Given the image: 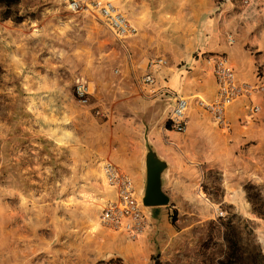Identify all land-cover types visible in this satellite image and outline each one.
<instances>
[{"label":"rangeland","instance_id":"1","mask_svg":"<svg viewBox=\"0 0 264 264\" xmlns=\"http://www.w3.org/2000/svg\"><path fill=\"white\" fill-rule=\"evenodd\" d=\"M89 1L111 2L131 25L136 7L158 24L183 15V0ZM190 1L205 5L207 18L222 12L211 0ZM214 1L226 4L216 31L232 35L244 58L238 69L228 59L237 81L256 85L264 73V0ZM185 10L193 20L194 9ZM16 13L22 23L3 19ZM125 41L63 0H20L11 11L0 4V264H104L99 259L110 255L119 256L111 264H221L229 220L264 257V92L234 102L225 125L203 108L211 98L190 100L192 134L165 141L173 149L163 179L170 202L157 221L142 203L153 123L135 103L143 90L120 64L130 62ZM125 73L131 86L122 89ZM78 77L91 87L90 106L74 95ZM189 86L210 87L192 77ZM106 161L131 178L138 221L131 213L119 215V225L102 221L106 205L117 212L120 204L102 176Z\"/></svg>","mask_w":264,"mask_h":264},{"label":"crops","instance_id":"2","mask_svg":"<svg viewBox=\"0 0 264 264\" xmlns=\"http://www.w3.org/2000/svg\"><path fill=\"white\" fill-rule=\"evenodd\" d=\"M224 6L226 4L222 6L211 0L209 7L222 8V12L214 18H207L205 5H194L190 0H183L178 6L181 11L180 14L183 15L177 16L176 19L171 17L169 20L162 17L163 21H160L162 18H159V24L154 22L151 13L144 15V12L138 7L134 8L135 10L131 14L135 34L125 41L130 54V62L120 64L124 70L134 74L136 86L143 90L142 95L136 98L138 100H135V103L140 105L142 117L149 110L145 118L153 125L146 133L147 142L149 148L165 162L172 149L168 144H165L166 139L177 140L179 138L177 135L192 134V129L188 124L186 132L183 134L165 128L169 113L174 106L171 97L166 95V90L170 88L180 93L188 99V106L190 100L197 96L211 98L212 102L217 95V85L211 60L217 55H225L236 64L237 68V65H240L237 63L239 59L241 57V60L244 59L239 53V49L235 45H229L227 39L216 31L217 25L221 23L223 18ZM187 8L194 9L193 20L189 18L190 12H186L185 9ZM164 40L165 42H163ZM117 49L114 48V50ZM182 62L186 63L184 69L178 67V64ZM152 63L154 64L151 65ZM241 63L243 62L241 61ZM151 72L156 79V84L153 86L145 85L143 77ZM125 74L126 76L121 75L122 78H125L120 86L122 89L131 86L128 82L127 73ZM190 77L193 78L194 83H199L200 86L204 80H209L208 92L203 91L200 87L192 89L189 86ZM153 104L156 107L150 111L149 108ZM167 165L169 168V163ZM165 171L162 175L163 179ZM160 208L151 209L152 216L159 213L160 220L157 221L164 220L165 211ZM116 257L119 256H104L99 260L108 264L109 260ZM150 258L152 259V253Z\"/></svg>","mask_w":264,"mask_h":264},{"label":"built area","instance_id":"3","mask_svg":"<svg viewBox=\"0 0 264 264\" xmlns=\"http://www.w3.org/2000/svg\"><path fill=\"white\" fill-rule=\"evenodd\" d=\"M68 5L69 10L73 12L86 11L97 17L111 32V34L119 41H125L135 34V29L130 24L126 16L119 11L111 2L101 3L89 0H63ZM230 1V0H228ZM229 45H234L235 38L230 35L227 38ZM213 74L217 85V95L212 102L206 103L201 101L203 108L210 113L216 124L225 125L226 115L231 105L242 97L253 96L256 93L264 92V73L258 78L256 85H248L239 83L233 67L225 55H217L212 60ZM152 63L151 65H153ZM145 85L153 86L156 79L152 72L143 77ZM74 95L79 103L83 106H90L91 87L87 80L78 77L74 83ZM166 95L171 97L173 108L169 113L166 127L167 130L183 134L187 129V109L188 99L184 98L177 91L168 88ZM260 106L254 104L251 111L256 113L260 111ZM102 176L105 183L116 190L120 204L118 211L111 204L106 205L103 209L102 221L106 224H121L119 215L131 213L133 221H138L142 213L135 207L129 206L130 195L133 190L131 178L121 172V170L113 163L106 161L101 167ZM223 216V212L218 214V218ZM129 232L133 233L131 226H127Z\"/></svg>","mask_w":264,"mask_h":264},{"label":"trees","instance_id":"4","mask_svg":"<svg viewBox=\"0 0 264 264\" xmlns=\"http://www.w3.org/2000/svg\"><path fill=\"white\" fill-rule=\"evenodd\" d=\"M19 2L20 0H0V4L7 11H11L12 7ZM3 19H12L16 23L23 22V17H19L17 13L13 16L4 15ZM249 199L253 206H255L253 195L250 193ZM224 240L226 242V252L221 264H264V257L259 247L250 242L243 244L239 228L233 224L232 220H229L225 224ZM112 262L113 259L109 260L108 264Z\"/></svg>","mask_w":264,"mask_h":264},{"label":"water","instance_id":"5","mask_svg":"<svg viewBox=\"0 0 264 264\" xmlns=\"http://www.w3.org/2000/svg\"><path fill=\"white\" fill-rule=\"evenodd\" d=\"M146 187L142 203L147 208L167 206L170 202L169 196L163 190V173L168 165L158 155L148 148L146 154Z\"/></svg>","mask_w":264,"mask_h":264}]
</instances>
